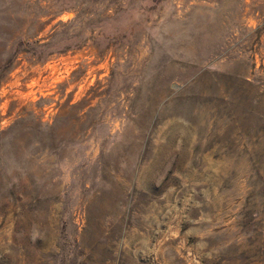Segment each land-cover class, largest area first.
Instances as JSON below:
<instances>
[{"label":"rangeland","instance_id":"1","mask_svg":"<svg viewBox=\"0 0 264 264\" xmlns=\"http://www.w3.org/2000/svg\"><path fill=\"white\" fill-rule=\"evenodd\" d=\"M0 264H264V0H0Z\"/></svg>","mask_w":264,"mask_h":264}]
</instances>
